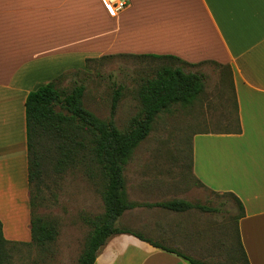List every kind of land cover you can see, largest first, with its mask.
Segmentation results:
<instances>
[{
  "label": "crops",
  "instance_id": "0c3cea01",
  "mask_svg": "<svg viewBox=\"0 0 264 264\" xmlns=\"http://www.w3.org/2000/svg\"><path fill=\"white\" fill-rule=\"evenodd\" d=\"M126 2V8L113 15L102 0H0V221L4 238L30 241L27 94L68 72L82 70L88 58L170 55L178 60H165L185 73L201 76L198 69L206 64L223 70L216 95H205L211 90L204 86L185 105L192 111L191 124L207 126L192 134L191 169L197 185L192 189L231 198L238 211L229 220L236 223L248 262L264 264V0ZM224 80L230 86V101ZM234 196L244 210L238 218ZM209 199H184L205 208L184 211L143 203L138 206L137 232L200 261L218 260L210 238L218 240L222 235L219 224L224 225L227 218L217 213L219 207L208 205ZM11 217L23 222L24 234L6 233ZM17 226L20 232L21 225ZM93 264L191 263L122 233L107 240Z\"/></svg>",
  "mask_w": 264,
  "mask_h": 264
},
{
  "label": "rangeland",
  "instance_id": "374dc122",
  "mask_svg": "<svg viewBox=\"0 0 264 264\" xmlns=\"http://www.w3.org/2000/svg\"><path fill=\"white\" fill-rule=\"evenodd\" d=\"M170 65L174 66L175 63L130 55L88 58L82 70L68 72L57 86L69 90L75 83L84 85L83 104L101 119L110 118L111 104L118 91L112 117L116 126L124 129L138 109L137 90L143 81L152 77L162 66ZM198 71L204 86L211 90L205 95H216L223 70L206 64L200 66ZM222 85L229 93L230 101V86L226 80ZM197 111L200 113V110ZM191 112L177 103L172 105L170 111L158 115L151 131L134 149L125 167L128 198L140 204L167 199L210 198L208 205L219 207L217 213L223 214L227 221L224 225L219 224L222 235L218 240L217 237L210 238V247L218 252V260L207 261L212 264H245L236 223L229 220L237 213V206L227 194L192 189L197 186L191 169L192 134L207 126L191 124L188 117ZM45 184L42 199L35 211L57 221L55 240L44 247L13 241L6 243L4 264H77L91 230L84 217L103 212L100 186L80 168L61 174L51 173L46 177ZM138 210L137 206L125 211L117 219L116 226L137 231ZM18 224L21 225L20 232L16 228ZM7 225L6 233L9 235L25 233L23 222L16 218L11 217Z\"/></svg>",
  "mask_w": 264,
  "mask_h": 264
},
{
  "label": "trees",
  "instance_id": "16d2710c",
  "mask_svg": "<svg viewBox=\"0 0 264 264\" xmlns=\"http://www.w3.org/2000/svg\"><path fill=\"white\" fill-rule=\"evenodd\" d=\"M152 57L178 60L170 55ZM60 80L61 76L37 87L25 98L30 241L21 243L44 247L55 240L58 234L57 221L35 211L42 199V187L46 185L45 179L49 174L80 168L90 180L99 184L103 212L84 217L91 230L77 264H93L99 249L107 240L122 233L174 252L191 264H209L145 238L137 231L116 226L117 219L126 210L141 205L128 198L124 176L134 149L147 137L160 113L170 111L173 104L185 106L199 96L204 87L202 77L185 73L180 67L162 66L152 77L146 78L137 90L139 106L124 129L118 128L112 117L118 91L111 104L110 118L101 119L84 106V85L75 83L67 90L57 86ZM234 199L240 209L236 216L238 218L243 216L244 210L235 196ZM147 205L173 211L192 207L205 209L183 199ZM10 242L3 237L0 221V264H4L6 257L5 244ZM240 247L245 264H249Z\"/></svg>",
  "mask_w": 264,
  "mask_h": 264
},
{
  "label": "built area",
  "instance_id": "2783aa9c",
  "mask_svg": "<svg viewBox=\"0 0 264 264\" xmlns=\"http://www.w3.org/2000/svg\"><path fill=\"white\" fill-rule=\"evenodd\" d=\"M111 14H117L126 8V0H102Z\"/></svg>",
  "mask_w": 264,
  "mask_h": 264
}]
</instances>
